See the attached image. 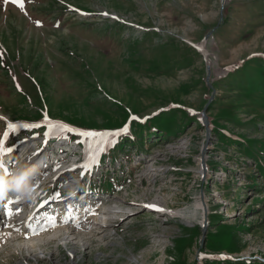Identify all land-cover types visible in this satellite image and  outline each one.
I'll return each mask as SVG.
<instances>
[{
    "label": "rangeland",
    "instance_id": "374dc122",
    "mask_svg": "<svg viewBox=\"0 0 264 264\" xmlns=\"http://www.w3.org/2000/svg\"><path fill=\"white\" fill-rule=\"evenodd\" d=\"M44 114L129 131L80 177L96 199L80 227L70 209L25 228L40 224L32 209L67 199L72 161L48 159L29 178L32 195L0 220V264H264V0H0V137ZM43 133H10L11 171L39 155ZM58 227L42 249L12 238L44 241Z\"/></svg>",
    "mask_w": 264,
    "mask_h": 264
},
{
    "label": "snow or ice",
    "instance_id": "6c2138e0",
    "mask_svg": "<svg viewBox=\"0 0 264 264\" xmlns=\"http://www.w3.org/2000/svg\"><path fill=\"white\" fill-rule=\"evenodd\" d=\"M9 0H4V3H8ZM10 2L13 5H17L19 6V8L23 9L25 6V0H10ZM104 15H108V13H104ZM36 24L38 26H40L42 24L41 21L37 20ZM18 87V86H17ZM0 119H5V117H0ZM132 119H139L138 117H132ZM40 127H45L47 130L45 131L44 135H45V140H44V144L47 145L48 142V138L51 136V133L53 132V130H58L59 132H61L65 138L68 137V134L71 135H75L81 139H79L77 142L78 143H88L89 146V151H88V157L89 160L91 161V163H84L82 165H80L81 168H83L86 171H91V168L93 165H96L99 163L98 161V155L100 153H103L104 151L107 150L108 146H114L117 139L121 136V135H125L128 133L129 128L128 125L125 124L124 126L117 128V129H105V130H95V129H81V128H77L74 127L72 125L63 123V122H59V121H53L52 119H50L47 114H44L43 116V123L41 122H35V123H31V122H26V123H22V124H16L14 122H8L6 125L7 130L4 131L3 136L0 137V169H3L5 172H7V165L4 162V160L2 159L5 155L10 154L14 149L12 147H6V142L9 140L10 138V133H14L17 132L19 129L23 128V129H37ZM37 135H39V133L34 134L33 138H35ZM58 167V165H57ZM83 174V172L81 173ZM55 197L57 199L60 198V193L56 192L55 193ZM20 196H16V199H8L5 205L6 208V215L7 217H11L14 212H13V208L12 205L14 203H17L20 200ZM5 198H3L2 196H0V201H4ZM46 203V201L44 202ZM145 207L147 208H152L155 209L157 211H163V209L159 208L157 205L154 204H148L145 205ZM20 209L17 208L15 209V212H19ZM29 219L31 220L32 217H29ZM47 221L50 222L52 224V226H55V218L52 216H49L47 218ZM7 227H13V225H6ZM27 227L29 229L32 230V233L35 234L36 229L33 227V225L31 223H29L27 225ZM17 231H19V229H16ZM45 229L41 228V231H43ZM10 235V233H9ZM25 235L27 236V233H25Z\"/></svg>",
    "mask_w": 264,
    "mask_h": 264
},
{
    "label": "bare ground",
    "instance_id": "6f19581e",
    "mask_svg": "<svg viewBox=\"0 0 264 264\" xmlns=\"http://www.w3.org/2000/svg\"><path fill=\"white\" fill-rule=\"evenodd\" d=\"M22 124V123H21ZM85 144H86V154H85V157H87L88 156V151H89V146H87V142H85ZM29 149V148H28ZM30 150V149H29ZM28 156H30V155H28ZM27 156V157H28ZM32 157H30L31 158V160L29 161V163H32V162H34L35 161V154H33L32 153V155H31ZM72 156L73 155H69V156H67L66 158H62L61 159V161L60 162H64V161H69L70 162V160H71V158H72ZM76 161V160H75ZM19 168H20V166H19ZM68 171V170H67ZM17 172L15 171V174H16ZM73 176V175H72ZM80 178L78 177V180H79ZM75 179H72V181H74ZM77 180V181H78ZM77 181H74V183L76 184L77 183ZM30 200V199H29ZM84 204H85V202H84ZM62 205V204H61ZM118 206V205H117ZM198 206L199 207H202V203L201 202H199V204H198ZM62 209H63V207L62 206H60ZM118 208H123V204H122V206H120V207H118ZM61 209V210H62ZM168 209V208H167ZM122 216V215H121ZM113 218V217H112ZM104 221V220H103ZM106 221V220H105ZM104 221V224L105 225H103V224H100V222L98 223V221H97V223L98 224H100V227H98V225H97V229H101L103 226H106L107 224H106V222ZM82 221H81V219L79 220V219H76V224L78 223V226L77 227H80L81 225H79L80 223H81ZM109 224H111V223H109ZM55 225H57V222H55ZM84 225V224H83ZM50 226H52V224H50ZM53 227V226H52ZM63 227V226H62ZM2 228H4V226H2ZM5 228H7V226H5ZM27 228V230H28V227H26ZM59 228H61V227H58L56 230H55V232L54 233H46L45 235V240L44 241H39V239H38V241L36 242L34 239H29L28 241H21V238H24V237H26V235H25V231L24 232H20L19 233V231H17V233L14 235L13 234V236H12V238H14L13 240H16V241H18V243L20 242V244H22V245H31V247H29V248H32V249H35V248H41V246L42 245H44V244H46V243H48L49 242V244H50V241H53V240H55V239H57V237H59V235H60V232H62V230H64V229H59ZM104 228H106V227H104ZM66 230H67V228H65ZM96 229V230H97ZM107 229V228H106ZM105 229V230H106ZM29 232H31L32 230L31 229H29L28 230ZM27 231V232H28ZM47 231V230H46ZM45 231V232H46ZM64 232H65V230H64ZM67 232V231H66ZM104 232V231H103ZM1 234H2V232H0V236H1ZM2 236H5V234L4 235H2ZM8 236V235H7ZM10 236V235H9ZM43 236H44V234H43ZM40 237H42V236H40ZM62 237V236H61ZM69 238H70V236H68ZM43 238V237H42ZM72 238H74V237H72ZM35 239H36V237H35ZM60 239V238H59ZM68 239V238H67ZM8 240H10V239H8ZM37 240V239H36ZM82 240V239H81ZM72 242V241H71ZM2 245V243H1V239H0V246ZM27 247V246H26ZM25 247V248H26ZM28 249V248H27ZM32 249H30L31 251H32ZM42 249V248H41ZM28 251V250H27ZM30 251V252H31ZM34 253H36V252H33V254ZM73 253H74V251H73ZM29 254V253H28ZM31 254V253H30Z\"/></svg>",
    "mask_w": 264,
    "mask_h": 264
},
{
    "label": "clouds",
    "instance_id": "9594fccd",
    "mask_svg": "<svg viewBox=\"0 0 264 264\" xmlns=\"http://www.w3.org/2000/svg\"><path fill=\"white\" fill-rule=\"evenodd\" d=\"M28 173L33 179L38 175V170L35 168H28ZM30 182L26 187L14 186L7 180L0 181V196L6 198L10 193L20 196L21 198H28L32 195V190L30 188Z\"/></svg>",
    "mask_w": 264,
    "mask_h": 264
},
{
    "label": "water",
    "instance_id": "95a60500",
    "mask_svg": "<svg viewBox=\"0 0 264 264\" xmlns=\"http://www.w3.org/2000/svg\"><path fill=\"white\" fill-rule=\"evenodd\" d=\"M209 36H206V38L203 40V44L206 42V40L208 39ZM204 53V52H203ZM208 69H209V66H208Z\"/></svg>",
    "mask_w": 264,
    "mask_h": 264
},
{
    "label": "trees",
    "instance_id": "16d2710c",
    "mask_svg": "<svg viewBox=\"0 0 264 264\" xmlns=\"http://www.w3.org/2000/svg\"><path fill=\"white\" fill-rule=\"evenodd\" d=\"M113 182H114V180H112V182H111V185H112V186H114V183H113Z\"/></svg>",
    "mask_w": 264,
    "mask_h": 264
}]
</instances>
